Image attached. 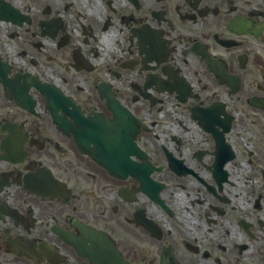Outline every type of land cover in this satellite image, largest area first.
<instances>
[{"label":"flooded vegetation","instance_id":"1","mask_svg":"<svg viewBox=\"0 0 264 264\" xmlns=\"http://www.w3.org/2000/svg\"><path fill=\"white\" fill-rule=\"evenodd\" d=\"M0 264H264V0H0Z\"/></svg>","mask_w":264,"mask_h":264}]
</instances>
